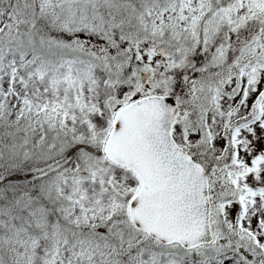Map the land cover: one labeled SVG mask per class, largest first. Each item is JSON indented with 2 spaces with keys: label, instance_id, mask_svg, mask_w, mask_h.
I'll return each mask as SVG.
<instances>
[{
  "label": "rangeland",
  "instance_id": "1",
  "mask_svg": "<svg viewBox=\"0 0 264 264\" xmlns=\"http://www.w3.org/2000/svg\"><path fill=\"white\" fill-rule=\"evenodd\" d=\"M229 2L0 0V120L26 134L18 147L0 145V177L36 172L58 204L48 216L25 192L35 180L8 183L0 264H264V0ZM36 11L68 40L17 36ZM256 26L239 47L245 27ZM237 38L232 57L226 39ZM144 94L179 96L174 141L227 187L210 246H161L131 225L139 180L102 150L116 109ZM38 150L46 163L26 165Z\"/></svg>",
  "mask_w": 264,
  "mask_h": 264
},
{
  "label": "water",
  "instance_id": "2",
  "mask_svg": "<svg viewBox=\"0 0 264 264\" xmlns=\"http://www.w3.org/2000/svg\"><path fill=\"white\" fill-rule=\"evenodd\" d=\"M179 96H146L116 111L103 154L140 182L130 201L133 226L161 245L193 250L211 245L207 171L177 146L172 128Z\"/></svg>",
  "mask_w": 264,
  "mask_h": 264
},
{
  "label": "trees",
  "instance_id": "3",
  "mask_svg": "<svg viewBox=\"0 0 264 264\" xmlns=\"http://www.w3.org/2000/svg\"><path fill=\"white\" fill-rule=\"evenodd\" d=\"M142 1L144 2L145 0H142ZM211 1L213 3V6L216 8H218V7L223 8V7L229 6V4H230L229 0H211ZM124 2L128 6L132 5L133 7H136V8H139L140 4H141V0H124ZM12 6H13L12 13H13L14 4ZM10 12H11V9H10L9 13ZM36 12H37V14H36V19H35V22H36L35 25H33L32 28H30L29 26H26V27H24V29L19 31V33L16 32V26H15V34H17V36H21V35L26 34L27 31H29V32L34 31L35 33H38V35H40V37L45 38V40L52 39V38H57V39L61 38L65 42V40L68 38L67 34L54 30V28H53L54 23L52 22L51 17L49 15H47V16L41 15L39 11H36ZM135 15L139 16V13L135 12ZM11 16H15L18 19L17 21H19V22L21 21L20 15L16 16L13 13L10 15V17ZM255 30H257V26L255 27V29L253 28L251 31H249L248 28L245 27V29L242 32L243 36L241 37V39H242L241 42H240L239 38H237L235 40L226 39V44L230 46L228 53L233 54L232 57H234L236 55V49L238 47L237 43L240 42L241 45L239 47L245 45L247 40H249L251 38V36L255 35ZM4 36H5V34H4ZM4 36L0 37V48H3V46L5 45L4 43H6L5 42L6 40L3 39ZM227 37H229V36H227ZM10 42L11 41H9L8 43H10ZM102 44H103L102 46H107V44L105 43V40L102 42ZM115 50L121 51L122 49L117 48ZM109 55L110 54H108V56ZM113 56H114V54H113ZM147 95L148 94H144L143 96H140V97H144ZM10 128L12 129V131L11 130L9 131ZM25 137H26V134L23 135V132H19V130L16 128V126H13V127L10 126L9 127L7 125V127H6V124H3V122L0 120V141H1L0 145L1 146H2V142H3V144L7 148H10L15 143L18 147L21 145V141H24ZM27 146H29V145H27ZM17 147H16V149H18ZM22 150L24 151L25 148H23ZM39 150L41 151L42 148H39ZM39 150H38V152L33 151L32 155H31L32 158H30L28 161H26V165L29 166V165H31L30 163L34 162L36 167L39 168V166H42L44 163H46L45 161H43L44 160L43 158H46V157L43 156L41 158V156L39 155ZM184 150H186V149H184ZM25 151H27V150H25ZM29 151H31V148H29ZM186 151L189 152L195 160H197L198 162L200 161L204 165V167L206 168V170L208 172L209 181H210V190H209L210 191V201L212 204L211 212H212V217H214L215 213L217 212L215 206L218 204L217 199L219 198V194H221V195H222V193L225 194L227 192V187L224 184V188L222 189L223 192L221 193V191H222L221 187H218L216 185L215 180H213V178H212V170H211V167L209 166V164L207 162H203L202 160L198 159V156L192 154L189 150H186ZM35 153H38V156ZM28 171L31 172L32 170H28ZM8 173H10V175L0 177V197H2V199L4 196L3 195L4 192H6L7 195L10 193V191H8V189H7V186H9L8 185L9 182H11L13 185V183L18 184L20 181L22 183L23 179L35 180L34 182L31 181L30 183L28 181L26 182L27 185H24L25 192H28L30 198H32L33 200H37L38 202L41 203V205L43 206L42 208L44 210H46L48 216H51V217L53 216V218H55V216L58 215L56 212L58 210L57 209L58 204L57 203L53 204V202L50 201V197L45 196L44 193L38 188V187H40V184H39L37 178L33 177L34 175H36V172H33V174H29V173L27 174V173H23V169H19V170L17 169L16 170V169L12 168L11 172H8ZM11 196H13V194H11ZM72 229H73V227H72ZM78 231L85 232L83 230V228H78V230H74L73 232H78ZM96 235L90 233V238L91 239L95 238L94 240H96V239H98V237Z\"/></svg>",
  "mask_w": 264,
  "mask_h": 264
}]
</instances>
